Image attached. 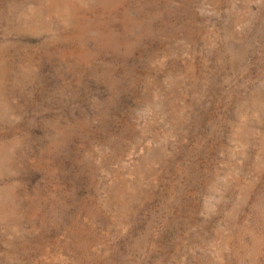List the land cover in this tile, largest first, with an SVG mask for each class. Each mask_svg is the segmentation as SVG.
I'll list each match as a JSON object with an SVG mask.
<instances>
[{
  "label": "rangeland",
  "instance_id": "1",
  "mask_svg": "<svg viewBox=\"0 0 264 264\" xmlns=\"http://www.w3.org/2000/svg\"><path fill=\"white\" fill-rule=\"evenodd\" d=\"M0 264H264V0H0Z\"/></svg>",
  "mask_w": 264,
  "mask_h": 264
}]
</instances>
